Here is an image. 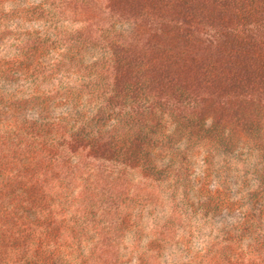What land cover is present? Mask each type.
I'll use <instances>...</instances> for the list:
<instances>
[{"label": "rangeland", "instance_id": "1", "mask_svg": "<svg viewBox=\"0 0 264 264\" xmlns=\"http://www.w3.org/2000/svg\"><path fill=\"white\" fill-rule=\"evenodd\" d=\"M249 259L264 0H0V264Z\"/></svg>", "mask_w": 264, "mask_h": 264}, {"label": "trees", "instance_id": "2", "mask_svg": "<svg viewBox=\"0 0 264 264\" xmlns=\"http://www.w3.org/2000/svg\"><path fill=\"white\" fill-rule=\"evenodd\" d=\"M253 264L254 263V260H252V262H251V260L249 259V260H247L246 262H244V264ZM26 264H30V263H26Z\"/></svg>", "mask_w": 264, "mask_h": 264}]
</instances>
